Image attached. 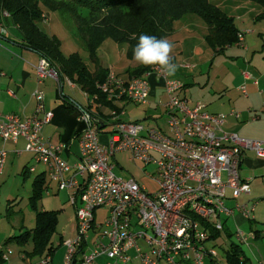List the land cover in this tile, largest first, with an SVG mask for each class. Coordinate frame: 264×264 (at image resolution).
<instances>
[{"label": "built area", "instance_id": "built-area-1", "mask_svg": "<svg viewBox=\"0 0 264 264\" xmlns=\"http://www.w3.org/2000/svg\"><path fill=\"white\" fill-rule=\"evenodd\" d=\"M183 66L194 67L190 63ZM35 69L39 82L50 76L60 86L77 85L67 77L61 81L58 70L44 57ZM154 71L163 79L167 94V100L159 103L168 115L166 129L158 123L124 121L117 109L105 118L83 111L80 117L87 128L77 136L80 153L75 163L62 156L65 142H53L43 133L53 119V112L44 108L43 90L33 93L37 100L33 115L0 112V139L16 142L24 138L26 150L37 164L46 166L47 174L61 190L69 192L75 206L76 235L64 241V264H94L101 256L108 257L106 264H131V249L140 264H205V257L214 260L218 255L206 242L225 230L229 218L237 212L253 218L254 205L237 201L250 190V180L241 176V165L247 150L264 157V140L243 138L226 130V114L206 112L200 102L191 106L181 95L185 87L181 79L167 77L160 66ZM98 87L112 102H150V85L144 74L125 79L111 69ZM241 91L247 96L245 85ZM100 122L111 130H100ZM120 152H129L131 161L156 166V192L148 191L134 177L124 179L115 173L114 158ZM6 158L7 150L0 149V175ZM27 170L34 172L36 165ZM84 175L87 177L82 184L79 178ZM229 199L237 201L234 206L226 204ZM102 207L108 214L97 222L96 210ZM91 232L95 233L93 238ZM237 238L244 243L249 236L238 228ZM48 261L47 257L42 263Z\"/></svg>", "mask_w": 264, "mask_h": 264}, {"label": "crops", "instance_id": "crops-1", "mask_svg": "<svg viewBox=\"0 0 264 264\" xmlns=\"http://www.w3.org/2000/svg\"><path fill=\"white\" fill-rule=\"evenodd\" d=\"M209 2L218 7L225 14L233 18L234 25L238 29V33L241 34V36L239 37L237 43H233L231 44V46L239 44L243 45V41H245L243 34L245 32H250L252 33V35H255L258 30H262L258 31V34H260L261 36L264 35V24L260 28L257 27V23L264 21V19L257 18V16L262 12L263 7L255 0H209ZM6 17L7 14L0 10V26H4L7 29V32L4 33L0 27V112L19 113L26 116L33 115L36 112L37 108V100L33 96V93L37 89L43 90L45 94L44 108L45 110L53 112V119L51 122L45 125L43 133L45 137L50 138L53 142H65L67 144V148L63 151L62 156L69 163H75L79 159L80 153L79 140L77 136L83 129L87 128V123L80 117L81 110L78 108H72L74 110L69 109L67 107L68 103L66 102V100H73L79 105H83L84 107H86L89 102L85 105L67 97L64 93V85L63 87L60 86L53 77H46L42 82H39L35 65L38 63L41 55L24 44L20 30L16 25L8 22L6 20ZM45 21L46 20H42L41 22ZM208 33L209 25L200 15L196 13H186L174 21L172 31L169 33L166 39L173 42L174 44L171 55L173 57V62L177 65L178 69L175 75H180L186 78L193 77V81L195 80V70H197V67L202 64L201 61H203V58L205 57L204 55L208 53V50L213 49L206 41V36ZM115 44L116 46H112L113 55L107 58V65L104 68H107L109 70L112 69L117 72L119 76L125 79H129L131 77L130 69L139 65L140 63H137L134 57H128V46L126 44L117 42H115ZM226 46L230 47L229 45ZM250 48L251 47H249L247 50H250ZM213 50H219V48ZM222 51L224 52V49ZM257 54L258 53L252 54L251 64L256 67L257 72L260 74V76H258L255 72L254 74L257 75V77L250 74L249 72H244L245 82L242 85H245L248 91L247 96L244 95L241 91L242 85H240L239 87V90L245 98L249 97L250 89V91L252 92V104H250V106H245L244 102L236 100L235 104L241 107L242 111H238L231 107L228 112H219L213 114H226V123L224 125V128L226 130L235 132L240 137H242V134L249 133L247 130H249L250 128L256 129L254 134H251L249 136L254 137V139L264 140V61L262 62V60H257ZM184 63H190L194 67L185 68L183 66ZM89 66L91 70L95 69L94 64L92 66ZM156 66H153L152 69L150 71H147L144 75L147 77L150 85L149 100L153 101H150L149 103L152 104L156 110H158L162 107L161 105H159V103L167 99V94L164 88L163 79L159 78L156 71H154V68ZM246 81H249L248 86ZM184 83L185 87L181 91V95L188 99L191 106H194L200 101H195V97L193 93H191V88H188V86L191 84L190 81H185ZM62 90L65 99L62 96ZM163 95L166 96V99H164ZM128 101L129 100L127 99H122L114 102V105H116V107L120 109L121 119H123V117L127 114V106L129 105ZM233 102L234 101L231 100L229 106H232ZM98 106V111L94 108H92V111L95 112V115H99L101 117L108 116V114L112 110L109 106H104L102 104H99ZM204 106L207 105L204 104ZM234 111L239 115L237 116ZM158 117L160 116L150 115L144 118L149 120L151 118V120L154 121V124L158 123V125L166 129L167 125L166 127H163L161 123H159L157 119ZM144 118H139L136 120L143 121ZM101 137L102 139H106L105 134H102ZM249 139L252 138L250 137ZM25 145L26 141L22 137L16 142L12 140L4 142L0 139V149L4 148L7 150L6 164L3 173L0 175V264H34L33 259L35 255L32 254V250L30 252L24 253L25 250L20 247L25 246L26 244L29 245L31 239L24 243L18 242V239H9L13 236H19L25 231L32 229V227L28 228L27 224L25 223L26 213L24 214L23 207L20 206V203L22 201L21 199L23 197H21L19 200L17 199V186H25L30 184L29 191H31V194L28 199V204L35 212L36 222L37 210L31 206V196L34 193L35 180H37L38 178H44L45 190L54 188L56 192L61 191L58 183L51 180V178L47 174L46 166L44 164H36V170L34 172H29L27 170L30 165H33L31 164V160H34V156L31 152L26 150ZM114 162L116 163V167L118 165L116 156L114 158ZM38 165L42 166V168L38 169ZM243 165H246L249 172L245 175H242L241 173V176L243 179L250 180V190L249 193L242 194L237 201L250 203L252 202L253 198L260 195L259 189V191H256V196L253 197V192L255 189H253L251 185L255 183H261L262 181L264 183V178L263 180H254L255 178H258L256 177L257 175H261V177H264V157L257 155L256 152L252 150L245 151V157L241 165V169ZM30 173L34 174L32 178H30ZM86 177L87 175H84L79 178L82 184H84ZM10 180L15 181L16 191H12L10 193L7 192V195L4 197L3 190L5 186L10 182ZM42 200L43 195L38 201V210L48 211L49 209L42 207L44 206ZM237 201L229 199L227 201V205L234 206ZM51 210L58 211L59 213L62 211V209ZM96 211L97 219L98 209ZM59 213L57 216V225L60 227L61 214ZM252 219L249 220L242 214L237 212L233 217L227 220V223L228 221H231L230 223L236 225L238 229L243 224H247L248 226L249 222L248 228L251 232L249 234L248 241L250 239L256 241L260 249L264 251V219L261 212L257 210L255 219ZM70 221V224H65L64 227L61 228L62 242H64L67 237L73 238L76 235L77 223L75 206ZM17 228L19 230L18 232H16ZM228 232H231V230H229ZM216 238L217 237L214 236V238L212 239ZM212 239L206 242V246H214L215 241L211 242ZM53 242L54 241L51 238V241L49 242L44 252L39 255L42 257L41 262H38L37 264H44L42 263V261L47 257L49 258V261L45 264H49L53 261L54 254H52V251H54L55 248ZM234 243L235 242H232L225 249L227 262L228 256L230 255L229 251L232 249V244ZM235 244H238L240 246V244L237 242ZM10 246L12 247V249H15L17 247H19L20 249L16 251V253L11 249ZM51 246L53 248L48 249ZM4 254L6 255V258L3 257ZM242 254L244 255H241L240 259H243L244 256L246 259H248L247 253L242 252ZM133 257L134 258L131 264H133L135 259L138 260L137 258H135V255ZM209 259L212 261V263L218 264L215 259ZM138 262L140 263L139 260Z\"/></svg>", "mask_w": 264, "mask_h": 264}, {"label": "rangeland", "instance_id": "rangeland-1", "mask_svg": "<svg viewBox=\"0 0 264 264\" xmlns=\"http://www.w3.org/2000/svg\"><path fill=\"white\" fill-rule=\"evenodd\" d=\"M61 7L68 11L63 13L62 11H48L45 10L46 21L41 22V27L45 29V31L56 35L61 42V49L65 55H69L75 51H78L82 57H84L85 61L89 63V65H93L89 60L88 53L85 51L81 45V40L79 36V28H82L83 24L86 22L97 23L102 14L98 12H92L85 7L74 4L71 1H62ZM150 9V5L148 2L144 1V5L142 3L137 4L134 9H131L130 6L124 7L123 13L127 14L128 12H138L140 14V20H145V14ZM136 19L135 16H131L130 18H125V26L130 25ZM264 24V21L257 23V27H261ZM171 31V30H170ZM262 31V30H258ZM258 31L255 35H252L250 32H245L243 34L245 41H243V45H229L230 47H224V52H220L219 50L209 49L208 53L205 54L203 61H201V65L197 67L195 70L196 77L186 78L180 75H175L174 77L181 79L183 82L190 81V85L188 88H191L195 101H200L204 106L203 110L209 113H219V112H228L231 107L238 111H242V108L235 104L236 100H240L244 102L245 106H250L252 92L249 89V97L245 98L241 91L239 90L240 85H242L244 80V72H249L250 74L257 77L260 74L257 72L256 67L251 64L252 62V54H257L256 59L264 61V35L261 36L258 34ZM169 35L167 33L166 37ZM165 37V38H166ZM237 43V42H235ZM112 46H116L115 41L113 39H106L101 46L99 47L97 54L100 58V61L103 63V67L107 65V58L113 55ZM249 47L250 50H247ZM101 63V64H102ZM139 63V62H137ZM263 66V63H262ZM254 72L257 74L255 75ZM173 77V76H172ZM255 78V77H254ZM249 81H246L247 86L249 85ZM187 86V85H186ZM64 93L67 97L76 100L79 103L87 104L90 99H88L87 94L81 89L79 85L71 88L67 84H64ZM164 99H166V96ZM167 100V99H166ZM234 101L232 106H229L230 101ZM152 101V100H150ZM129 105L127 106V114L123 117L124 121H135L139 118H146L147 116H160L158 117L159 123L163 127L167 125V115L165 108L156 110L152 104H136L134 102L128 101ZM153 102V101H152ZM254 113V112H253ZM255 114V113H254ZM253 114V116H254ZM143 119V121L150 125L154 124V121L149 119ZM110 126L105 128V131H110ZM249 133L242 134V137L252 138L249 136L254 134L256 129L250 128L247 130ZM244 135V136H243ZM260 140V139H255ZM251 151V150H247ZM248 154V152H247ZM251 154V153H250ZM153 155L158 156L155 152ZM130 154L127 152H120L116 154V159L118 161V165L115 167V173L118 176H121L124 179H129L132 176L138 180L141 185H145L150 192H156L159 189V182L153 177L156 175V166L153 164H145L142 161H131ZM31 164L36 165V160L32 159ZM38 169H41L42 166L38 165ZM249 172L246 165H243L241 169L242 175H245ZM34 176L33 173H30V178ZM255 176V175H254ZM254 180H263L264 177L261 175H257ZM253 183V182H252ZM258 184V185H257ZM17 186V185H16ZM29 186L19 185L17 186L18 191V200L23 197L20 203V206L23 207L24 214L26 213L25 223L28 228L32 227V229L36 226L35 212L31 209L28 204V199L31 194L29 191ZM254 190L253 197L256 196V191L260 189V195L253 198L250 205H254L253 215L256 217L257 210H259L264 219V183H255L251 185ZM12 191H16L15 181L10 180V182L5 186L3 192L4 197L7 195V192L10 193ZM43 200L42 203L46 209H62V211L57 214H61V225L60 227L57 225L52 240L54 241V251H52L53 261L49 264H64V257L66 255L67 248L63 245L64 242L61 240V228L64 227L65 224H70L72 212L74 210V206L71 204L68 192L65 190H61L56 192L54 188H50L48 190L43 191ZM7 199V198H6ZM7 203V201H6ZM40 209V208H39ZM108 214V209L106 207H102L98 209L97 222H102L105 216ZM252 219V220H253ZM228 221L226 229L220 232L219 236L216 239H212L211 242L215 241L214 248L216 249L218 255L216 257V261L218 264H228L225 254V249L232 242H237L240 244L243 252L247 253V263L248 264H257L261 261L264 262V251L260 249L256 241L250 239L248 242L240 243L237 238V227ZM12 223V222H11ZM11 226V225H10ZM249 226V222H248ZM246 225H241L239 228L243 231L244 236H249L250 229ZM231 230V232H228ZM18 228L16 232H18ZM95 233L91 232L90 237L93 238ZM67 237L66 239H68ZM92 240V239H91ZM256 244H255V243ZM142 243V242H140ZM92 244V241H90ZM25 245V244H24ZM19 246V245H18ZM11 247V246H10ZM25 252L33 251L35 248V242L31 239L29 245L20 246ZM12 249V247H11ZM20 248H13V251H18ZM56 252V253H55ZM59 252V253H58ZM17 253V252H16ZM130 256L135 255V250L131 249L129 252ZM57 254V255H56ZM62 255V260H61ZM210 257H205L206 264H214L209 259ZM42 257L38 254H35L33 263L37 264L41 262ZM35 261V262H34ZM109 261L107 256H103L98 258L94 264H106ZM209 262V263H208ZM133 264H140L138 260H134Z\"/></svg>", "mask_w": 264, "mask_h": 264}, {"label": "trees", "instance_id": "trees-1", "mask_svg": "<svg viewBox=\"0 0 264 264\" xmlns=\"http://www.w3.org/2000/svg\"><path fill=\"white\" fill-rule=\"evenodd\" d=\"M62 1L0 0V10L7 13L6 20L16 25L20 30L24 44L38 52L41 57L46 58L58 70L61 81L67 77L88 94L90 101L86 107L73 100H66L69 109L78 108L81 113L87 111L91 115H95L92 108L98 111L99 104L109 106L111 109L116 108L120 112L114 102L108 100L106 94L98 87V84L105 80L109 71L103 67L97 54L99 47L107 38L113 39L117 43L126 44L128 57H134L133 49L140 34L165 38L167 33L172 31L176 19L186 13H196L209 25L206 41L213 49L219 48V51H222L226 45H231L239 40L238 29L234 25L233 18L211 4L209 0H64L102 14L97 23L86 22L78 30L81 45L87 51L89 60L95 65V69L91 70L89 64L78 51L65 55L61 49L59 38L45 31L40 25V22L44 20L43 16H46L45 10L62 11L69 14L65 7H61ZM144 1L150 5V9L145 14V20H140V14L136 11L123 13L124 7L130 6L131 9H134L137 4L142 3L143 6ZM255 1L263 7L257 18L264 19V0ZM131 16H135L136 19L130 25L125 26V18ZM152 67L139 64L130 69V75H143ZM62 96L65 99L63 90ZM107 126L100 127V130H104ZM44 180V178L35 180L34 193L31 196V206L37 210L36 226L19 236L9 238L18 239L20 243L33 239L35 242L33 255H40L44 252L51 241L58 222V211L38 210V201L44 191ZM219 234L220 232H216L214 236L217 237ZM52 248L51 246L48 249ZM229 252V264L247 263L248 259L245 256L240 259V256L244 254H242L243 250L238 244H232V249Z\"/></svg>", "mask_w": 264, "mask_h": 264}, {"label": "clouds", "instance_id": "clouds-1", "mask_svg": "<svg viewBox=\"0 0 264 264\" xmlns=\"http://www.w3.org/2000/svg\"><path fill=\"white\" fill-rule=\"evenodd\" d=\"M173 42L155 35L140 34L133 49L134 59L144 66H160L166 70L167 77L175 76L177 65L171 55Z\"/></svg>", "mask_w": 264, "mask_h": 264}, {"label": "water", "instance_id": "water-1", "mask_svg": "<svg viewBox=\"0 0 264 264\" xmlns=\"http://www.w3.org/2000/svg\"><path fill=\"white\" fill-rule=\"evenodd\" d=\"M100 125H101V127H104L105 126V123L100 122Z\"/></svg>", "mask_w": 264, "mask_h": 264}, {"label": "bare ground", "instance_id": "bare-ground-1", "mask_svg": "<svg viewBox=\"0 0 264 264\" xmlns=\"http://www.w3.org/2000/svg\"><path fill=\"white\" fill-rule=\"evenodd\" d=\"M137 161V160H136ZM227 204V203H226ZM229 206V205H228Z\"/></svg>", "mask_w": 264, "mask_h": 264}]
</instances>
